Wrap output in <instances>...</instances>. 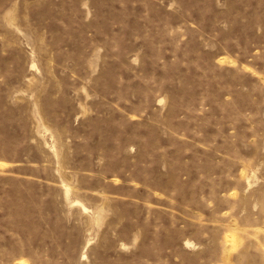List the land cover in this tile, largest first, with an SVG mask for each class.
<instances>
[{"label":"rangeland","instance_id":"1","mask_svg":"<svg viewBox=\"0 0 264 264\" xmlns=\"http://www.w3.org/2000/svg\"><path fill=\"white\" fill-rule=\"evenodd\" d=\"M0 264H264V0H0Z\"/></svg>","mask_w":264,"mask_h":264}]
</instances>
